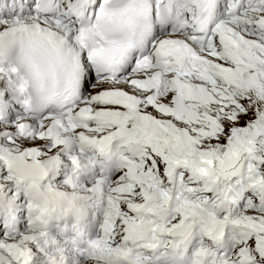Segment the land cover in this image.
Returning a JSON list of instances; mask_svg holds the SVG:
<instances>
[{
    "label": "snow or ice",
    "instance_id": "snow-or-ice-1",
    "mask_svg": "<svg viewBox=\"0 0 264 264\" xmlns=\"http://www.w3.org/2000/svg\"><path fill=\"white\" fill-rule=\"evenodd\" d=\"M0 264H264V0H0Z\"/></svg>",
    "mask_w": 264,
    "mask_h": 264
}]
</instances>
